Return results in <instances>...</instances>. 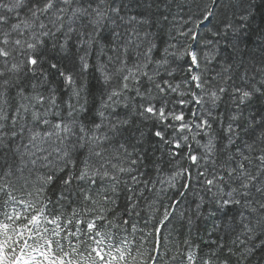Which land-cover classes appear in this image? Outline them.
Wrapping results in <instances>:
<instances>
[{
	"label": "trees",
	"instance_id": "trees-1",
	"mask_svg": "<svg viewBox=\"0 0 264 264\" xmlns=\"http://www.w3.org/2000/svg\"><path fill=\"white\" fill-rule=\"evenodd\" d=\"M0 264H264V0H0Z\"/></svg>",
	"mask_w": 264,
	"mask_h": 264
},
{
	"label": "water",
	"instance_id": "water-1",
	"mask_svg": "<svg viewBox=\"0 0 264 264\" xmlns=\"http://www.w3.org/2000/svg\"><path fill=\"white\" fill-rule=\"evenodd\" d=\"M204 25H205V23L201 24L200 27H202V26H204Z\"/></svg>",
	"mask_w": 264,
	"mask_h": 264
}]
</instances>
